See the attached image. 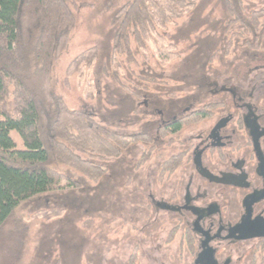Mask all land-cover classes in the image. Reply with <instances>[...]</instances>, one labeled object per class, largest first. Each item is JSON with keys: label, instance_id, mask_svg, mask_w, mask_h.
<instances>
[{"label": "rangeland", "instance_id": "374dc122", "mask_svg": "<svg viewBox=\"0 0 264 264\" xmlns=\"http://www.w3.org/2000/svg\"><path fill=\"white\" fill-rule=\"evenodd\" d=\"M73 1L78 6L75 10L77 23L66 50L54 67L59 91L67 105L93 116L120 135L146 134L155 141L150 139L147 147L140 141L132 143L119 159L109 163L107 174L95 184L60 168L77 188L62 182L63 192L29 199L18 208L19 215L25 218L38 212L62 210L59 219L39 220L33 226L24 264H98L100 256L105 263L118 256V242L131 230V210L145 202L148 193L170 192L174 182L184 177L180 168L169 180L159 179L162 177L159 166L177 150L167 145L166 134L158 139L157 123L160 119L167 120L169 114L182 115L179 111L183 104L178 100H193L200 70L204 68L207 76L222 70L233 59L235 45L240 48L244 43L242 39L251 40L252 32L246 30L243 20L250 22L254 12H260L257 16L264 24V0H230L228 6L225 0H201L195 10L168 30L167 39L174 44L178 56L163 62L152 58L148 64L138 60L139 66L133 68L134 75L120 60L123 77L118 84L108 75L113 28L111 14L103 11L107 0ZM83 2L93 7L81 8L79 5ZM231 8L235 13H230ZM234 18H238L237 23H232ZM259 27L254 26L256 32ZM222 38L218 45L213 44ZM228 41L231 44L226 48ZM91 47L97 49V62L89 75L82 76V81L94 87L96 94L88 100L82 94L79 76L71 77L68 85L63 83L68 63ZM9 89L15 107L26 110L28 102L22 90L15 83H11ZM0 97L1 102L8 99L5 94ZM143 152L148 154V159L138 166ZM120 215L128 218L123 227ZM165 238V232H160L157 244L163 246ZM171 247H175V243Z\"/></svg>", "mask_w": 264, "mask_h": 264}, {"label": "trees", "instance_id": "16d2710c", "mask_svg": "<svg viewBox=\"0 0 264 264\" xmlns=\"http://www.w3.org/2000/svg\"><path fill=\"white\" fill-rule=\"evenodd\" d=\"M200 1L107 0L103 11L111 14L113 28L108 75L121 84L120 60L134 75L138 60L148 64L152 58L159 62L176 58L168 30ZM79 6L90 8L93 4ZM77 8L73 0H0V95L8 97L4 102L0 97V264H24L33 226L39 220L61 217L62 210L38 212L31 218L18 213L29 199L63 192L62 182L77 188L60 168L95 184L105 177L109 163L119 159L132 143L140 141L147 147L150 141L146 135H120L93 116L70 108L60 93L54 67L76 26ZM97 57L96 47H91L72 59L65 70L63 84L79 76L82 94L88 100L95 97L96 89L86 86L82 76L92 72ZM11 83L24 93L26 110L11 101ZM189 123L187 120L185 125ZM180 128L171 126L172 133ZM147 156L143 152L138 166ZM173 160L161 166V175H170L179 167L180 162Z\"/></svg>", "mask_w": 264, "mask_h": 264}, {"label": "flooded vegetation", "instance_id": "af4514ba", "mask_svg": "<svg viewBox=\"0 0 264 264\" xmlns=\"http://www.w3.org/2000/svg\"><path fill=\"white\" fill-rule=\"evenodd\" d=\"M258 14L243 20L252 38L235 45L222 70L199 71L193 100H178L182 115L157 123L158 139L161 130L177 150L159 168L174 159L184 177L131 210L119 255L106 263L100 256L98 264H264V24ZM127 219L120 215L122 227Z\"/></svg>", "mask_w": 264, "mask_h": 264}]
</instances>
